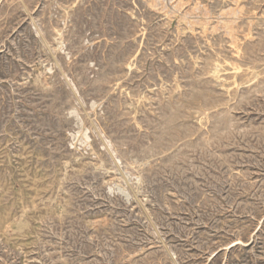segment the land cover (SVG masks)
<instances>
[{
	"label": "rangeland",
	"instance_id": "obj_1",
	"mask_svg": "<svg viewBox=\"0 0 264 264\" xmlns=\"http://www.w3.org/2000/svg\"><path fill=\"white\" fill-rule=\"evenodd\" d=\"M164 1L0 0V264H264V0Z\"/></svg>",
	"mask_w": 264,
	"mask_h": 264
},
{
	"label": "bare ground",
	"instance_id": "obj_2",
	"mask_svg": "<svg viewBox=\"0 0 264 264\" xmlns=\"http://www.w3.org/2000/svg\"><path fill=\"white\" fill-rule=\"evenodd\" d=\"M154 1V5H159V4H163L164 5V0H153ZM151 5V4H150ZM203 8V7H202ZM204 10V9H203ZM178 11V10H177ZM208 12V11H207ZM168 13V12H167ZM169 14H170V12H169ZM185 21V20H184ZM197 21V20H196ZM206 28V27H205ZM249 36V35H248ZM75 93V92H74ZM71 113V112H70ZM83 136H87L86 134H85V132L83 131V133H82V136H80L79 137V139H81ZM86 139V138H85Z\"/></svg>",
	"mask_w": 264,
	"mask_h": 264
}]
</instances>
